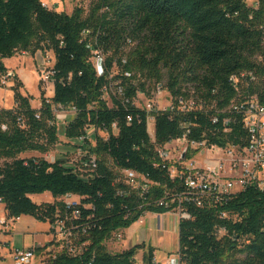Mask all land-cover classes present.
I'll use <instances>...</instances> for the list:
<instances>
[{
  "label": "trees",
  "instance_id": "16d2710c",
  "mask_svg": "<svg viewBox=\"0 0 264 264\" xmlns=\"http://www.w3.org/2000/svg\"><path fill=\"white\" fill-rule=\"evenodd\" d=\"M93 49L106 55L102 75L90 60ZM49 50L55 55L51 98L42 91L41 104L34 107L14 74L15 104L0 108V201L8 218L29 214L53 222L63 209L61 196L80 197L74 226L84 244L81 254L59 252L45 264H137L144 243L112 253L105 241L144 212L169 209H139L142 199L117 181L114 168L144 174L159 184L155 193L161 196L163 188L177 183L158 154L172 139L187 135L208 145L246 143L243 115L229 106L252 96L264 102V0H92L87 11L77 6L71 13L41 0H0V86L9 72L5 58ZM163 81L174 98H194L197 107L147 112L135 105L138 92L150 95ZM110 84L122 89L111 106L103 98ZM53 105L75 109L65 128L71 141L94 127L93 178L42 156L58 141ZM148 116L155 119L154 138ZM35 152L41 155H25ZM47 191L55 198L51 203L38 204L29 196ZM191 211L178 224L179 264H264V191L249 187L216 208ZM153 258L149 247L144 264H160Z\"/></svg>",
  "mask_w": 264,
  "mask_h": 264
},
{
  "label": "built area",
  "instance_id": "2783aa9c",
  "mask_svg": "<svg viewBox=\"0 0 264 264\" xmlns=\"http://www.w3.org/2000/svg\"><path fill=\"white\" fill-rule=\"evenodd\" d=\"M245 1L249 4H257L258 2V0ZM43 4L46 5L45 3ZM87 32L88 31L84 32V35ZM105 59L106 55L101 50H92L90 60L96 65V72L98 75L104 73ZM54 64L53 61L51 68L43 70V81L47 83L54 82ZM232 79L236 81V77H232ZM163 92L169 95V102L161 109H155L154 106L150 104L146 107H142L138 104L139 94L149 97V95L144 92L137 93L134 103L138 108L144 109L147 112L167 109L172 111H187L197 107V102L194 98L186 101L181 96L174 98L166 88L165 81L158 82L151 90V94L156 93L158 96ZM121 94L122 89L119 86L117 87V85L114 86L110 84V86H105L103 88V98L109 106L112 105L113 96H120ZM46 97L51 98L50 96ZM56 107L65 108L61 105H53L54 113L56 112ZM229 108L243 115V125L248 131L246 143L243 145L227 146H218L216 144L208 145L205 140H189L187 135L172 139L163 147L158 148V154L163 161L161 166L169 171L170 178L177 181V183L172 188H163V194L161 196H156L155 193V187L159 186V184L154 183L144 174L132 169L114 168L117 174V181L122 180L129 186L130 191L133 190L139 198L142 199L137 206L139 209L149 205L168 208L169 211L166 213L172 212L176 214L179 224L180 220L189 219L191 217V210L194 207L216 208L225 202L228 195L245 191L249 187L264 191V102H260L257 96H252L242 104H238L235 101ZM73 110L74 113H76L75 109ZM128 119L131 120L130 117ZM151 119L154 120L153 132L155 133V119L153 116H148V127L149 120ZM213 119L214 122L217 121V118ZM94 130L92 126L87 127L85 131L72 139L74 146L79 151L76 152V158L79 164L73 168V171L84 179L93 178L97 169L98 156L95 152L91 151L95 145V141L93 144L88 145L90 131ZM149 134L151 133L149 132ZM173 142L183 146L181 150L182 153L177 161H172L170 152L167 148V146ZM202 151L210 152V154L219 153V155L208 157L203 163L198 164L195 155L197 152ZM188 152L194 153H191L189 156ZM184 153L185 155L182 157ZM56 160L59 159L53 156L49 161L54 162ZM61 163L68 166L63 162ZM157 166H159V164H157ZM59 200L62 202L63 209L60 208L57 210L55 220L51 222V233L57 245V251L54 253L53 257H56L59 252H65L68 255L76 256L81 254L84 246V244H78L75 240H72V238L77 235L74 221L81 215L80 197L74 194H65L61 196ZM146 213L148 212H144L143 216ZM156 214L161 215V213ZM222 215L225 216L226 214L223 213ZM6 223L7 221L5 220L2 222L4 226ZM84 229L85 228H83L82 232H85ZM123 235V228H119L112 232L110 238L121 240ZM3 245H5V243L0 240V248ZM12 254L18 264H27L35 257L36 252L33 248H14ZM168 257L169 258L164 262H159L154 257L153 262L160 264H179L178 254L175 255V257Z\"/></svg>",
  "mask_w": 264,
  "mask_h": 264
},
{
  "label": "rangeland",
  "instance_id": "374dc122",
  "mask_svg": "<svg viewBox=\"0 0 264 264\" xmlns=\"http://www.w3.org/2000/svg\"><path fill=\"white\" fill-rule=\"evenodd\" d=\"M45 3L49 8L56 9L57 11H65L67 13H71L73 9L77 6H81L85 8L87 11L91 4L92 0H41ZM42 52L37 51L35 54H30L28 52H18L16 55L12 57L5 58L4 64L8 68V76L7 78H3V87L7 88L8 85L11 84L13 86L15 84L13 75L19 77V79L23 83V87H21V92L23 94L30 95L31 104L35 107L41 104V96L42 91H45L46 96H50L51 91H49V84L46 81L42 80V72L44 69H49L52 67L54 57L52 51L50 52ZM95 70L96 65L93 64ZM1 87V86H0ZM169 95L166 92H163L161 95H156V93H152L149 97H146L143 94H139L138 104L142 107H146L148 104L154 106L155 109H161L169 102ZM15 100V98H14ZM12 102H7L4 99L5 108H8ZM15 104V101H14ZM2 106V105H1ZM0 106V108H2ZM14 106V105H13ZM9 109V108H8ZM56 125L58 129V141L52 146L51 150L42 155L44 158H51L54 156L56 159H59L61 162L68 165V167L74 168L78 166L77 162V154L79 152L77 148L74 146L73 142L65 137V128L72 116L74 115V110L71 107L60 108L56 107ZM151 122V123H150ZM153 129V130H152ZM152 131V132H151ZM154 120H149V132L150 136L154 137ZM101 135H106L103 132H99ZM96 133L94 131H90L88 145L94 143ZM170 157L172 161H177L179 156L181 155V150L183 148L182 145H178L176 142H173L167 146ZM84 151V150H83ZM191 153L188 152L189 156ZM34 153L25 154L26 156H31ZM36 155H41L39 153H35ZM219 155L210 154V152H197L195 158L198 160V164L203 163L206 158L214 157ZM47 156V157H45ZM53 195L50 192L38 193L37 195L31 197L34 202L38 200H53ZM151 214V213H150ZM148 216V215H147ZM147 216H145L147 218ZM161 217L164 218L163 226H159L158 221L154 220L152 225L149 226L147 223L138 224L139 222L135 221L129 227L127 232L123 235L121 240H116V238H109L105 241V245L108 251L112 253H116L121 251L124 248H130L135 245L136 242L139 241V235L141 231H146V233L150 234V239L153 241L155 248L154 253L156 255V259L159 262L166 261L168 256L177 255L179 250V231L178 228L174 229L176 223H178V217L174 213L161 214ZM175 223V224H174ZM178 226V224H177ZM76 243L79 244V236L78 234L72 238ZM147 252V249H139L136 253V261L137 264H144L143 256L144 253ZM155 257V256H154Z\"/></svg>",
  "mask_w": 264,
  "mask_h": 264
},
{
  "label": "crops",
  "instance_id": "0c3cea01",
  "mask_svg": "<svg viewBox=\"0 0 264 264\" xmlns=\"http://www.w3.org/2000/svg\"><path fill=\"white\" fill-rule=\"evenodd\" d=\"M51 52V51H50ZM54 63H55V55L54 52ZM49 84V91H51L50 97L54 93V85L53 83ZM11 84L8 85L7 88L0 87V106L5 108L4 99L7 102H12L8 108H12L14 105V91L11 89ZM38 105L37 107H39ZM35 107V106H34ZM75 114V113H74ZM74 115L72 116V118ZM71 118V119H72ZM38 153V152H35ZM34 153V154H35ZM33 154V155H34ZM37 194H30V197H33ZM53 200H38L36 203H46L53 202ZM151 213V212H150ZM146 213L142 216L137 222L138 224L147 223V225L151 226L153 221H158L159 226H163L164 218L161 215L156 213ZM168 214V213H163ZM148 215V216H147ZM147 216V218L145 217ZM7 221L6 225L2 224L3 221ZM175 224V223H174ZM178 223L175 224L174 229H176ZM128 228H124V234L127 232ZM139 241L135 243L140 244L144 243L145 247L143 249H148L149 247L155 248V245L152 239H150V234L146 233V231H141L139 235ZM0 240L5 243L0 248V264H18L15 260L12 251L14 248H33L36 252L35 257L28 262L27 264H45L49 259L54 258L53 255L57 251V245L53 240V236L51 233V222L49 220L42 221L37 219L36 217L23 214L17 218H8L5 204L0 201ZM127 249V248H124ZM123 250V249H122ZM156 258V255L154 253Z\"/></svg>",
  "mask_w": 264,
  "mask_h": 264
},
{
  "label": "water",
  "instance_id": "95a60500",
  "mask_svg": "<svg viewBox=\"0 0 264 264\" xmlns=\"http://www.w3.org/2000/svg\"><path fill=\"white\" fill-rule=\"evenodd\" d=\"M185 153L182 155V157H184Z\"/></svg>",
  "mask_w": 264,
  "mask_h": 264
},
{
  "label": "bare ground",
  "instance_id": "6f19581e",
  "mask_svg": "<svg viewBox=\"0 0 264 264\" xmlns=\"http://www.w3.org/2000/svg\"><path fill=\"white\" fill-rule=\"evenodd\" d=\"M151 123V122H150ZM148 130H149V127H148ZM153 130V129H152ZM152 132V131H151Z\"/></svg>",
  "mask_w": 264,
  "mask_h": 264
}]
</instances>
